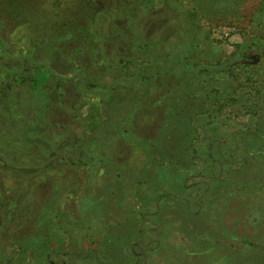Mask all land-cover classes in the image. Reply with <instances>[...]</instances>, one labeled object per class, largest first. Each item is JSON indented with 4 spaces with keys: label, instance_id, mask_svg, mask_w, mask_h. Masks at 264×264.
Here are the masks:
<instances>
[{
    "label": "rangeland",
    "instance_id": "obj_1",
    "mask_svg": "<svg viewBox=\"0 0 264 264\" xmlns=\"http://www.w3.org/2000/svg\"><path fill=\"white\" fill-rule=\"evenodd\" d=\"M0 65V264H264V0H0Z\"/></svg>",
    "mask_w": 264,
    "mask_h": 264
},
{
    "label": "crops",
    "instance_id": "obj_2",
    "mask_svg": "<svg viewBox=\"0 0 264 264\" xmlns=\"http://www.w3.org/2000/svg\"><path fill=\"white\" fill-rule=\"evenodd\" d=\"M4 69H3V67H2V65H0V71L2 72ZM7 74H9V75H12L13 73L12 72H6ZM0 80H1V77H0Z\"/></svg>",
    "mask_w": 264,
    "mask_h": 264
}]
</instances>
